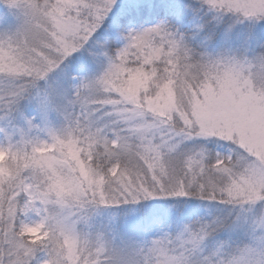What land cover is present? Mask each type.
Masks as SVG:
<instances>
[{
  "label": "snow or ice",
  "instance_id": "1",
  "mask_svg": "<svg viewBox=\"0 0 264 264\" xmlns=\"http://www.w3.org/2000/svg\"><path fill=\"white\" fill-rule=\"evenodd\" d=\"M0 264H264V0H0Z\"/></svg>",
  "mask_w": 264,
  "mask_h": 264
}]
</instances>
